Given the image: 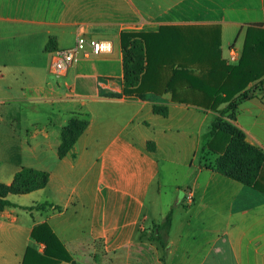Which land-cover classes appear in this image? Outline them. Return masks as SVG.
I'll return each instance as SVG.
<instances>
[{"label":"crops","instance_id":"1","mask_svg":"<svg viewBox=\"0 0 264 264\" xmlns=\"http://www.w3.org/2000/svg\"><path fill=\"white\" fill-rule=\"evenodd\" d=\"M162 27L174 36L166 64L150 62L145 99L126 95L120 35ZM251 28L264 29V0H0V184L22 168L48 173L44 188L7 196L17 207L0 214V264H22L27 248L41 254L31 240L40 225L72 258L59 264H163L144 234L160 225L146 226L147 196L167 185L175 208L167 211L165 264H264V166L257 190L200 165L217 113L184 84L171 85L176 99L167 88L170 59L205 71L192 65L201 53L185 51L186 43H219L225 60L231 48L241 55ZM79 35L107 41L111 51L81 56L65 77H53L51 52ZM154 104L167 106V116ZM75 115L88 126L60 158L61 130ZM231 123L264 152V90L239 102ZM42 203L60 209H22Z\"/></svg>","mask_w":264,"mask_h":264},{"label":"trees","instance_id":"2","mask_svg":"<svg viewBox=\"0 0 264 264\" xmlns=\"http://www.w3.org/2000/svg\"><path fill=\"white\" fill-rule=\"evenodd\" d=\"M172 34L162 27L156 33H122L120 45L123 54V85L128 96L145 99L142 92L146 90L145 82L150 62L165 65L168 54L173 50ZM177 43V42H176ZM177 43V51L184 45ZM219 43L198 42L185 51H198L200 56L192 57V65H205L201 68L190 69L186 59L176 57L170 59L168 89L172 99H176V91L172 84L182 83L190 95L199 99L203 107L215 111L217 115L210 123L207 141L199 150V164L218 172L245 186L260 190L258 186L261 170L264 166V152L245 142L242 130L231 121L239 102L247 98L246 88L264 76V29H249L247 37L236 64H226L221 60L217 51ZM208 52L206 56L203 53ZM152 80L155 85L159 81ZM161 83V81H160ZM167 88L164 91L168 90ZM146 90V91H145ZM153 112L163 117L167 116V106L153 105ZM88 126L86 118L73 116L62 128L58 156L62 158L74 146L78 138ZM147 149L154 151V144L147 143ZM210 156V157H209ZM209 157V158H208ZM48 182V173L28 168L19 170L10 185L0 184V213L5 208L17 206L7 200L9 194L24 195L44 188ZM46 208L59 210L49 203L35 204L23 207L28 212L40 211ZM171 223V211L167 213L162 223L150 231L146 237L158 245L161 250V262L165 264L164 252L167 243V232ZM31 240L42 244L43 251L38 254L34 249L27 248L22 264H59L71 263L72 258L54 233L45 225L34 228Z\"/></svg>","mask_w":264,"mask_h":264},{"label":"built area","instance_id":"3","mask_svg":"<svg viewBox=\"0 0 264 264\" xmlns=\"http://www.w3.org/2000/svg\"><path fill=\"white\" fill-rule=\"evenodd\" d=\"M111 51V45L107 41L88 39L83 35L76 38L75 44L68 49H57L51 52L50 74L55 78L65 77L67 72L79 62L81 56L107 54ZM240 55L234 48L229 49L227 61L236 64ZM188 203L191 202L190 194L185 196Z\"/></svg>","mask_w":264,"mask_h":264},{"label":"rangeland","instance_id":"4","mask_svg":"<svg viewBox=\"0 0 264 264\" xmlns=\"http://www.w3.org/2000/svg\"><path fill=\"white\" fill-rule=\"evenodd\" d=\"M187 45H194V43H186ZM190 47V46H189ZM224 61L226 64H229L227 61V58ZM261 90H264V76L257 80L256 82L249 85L246 90L245 94L248 97H253L257 93H259ZM174 186H165V188H162V191L160 194L156 192V187L152 188V190L149 192L147 199H146V206L148 209V214L150 216V220L146 222V226H151V223L155 224H161L164 218V215L167 213L169 209H174L175 201L172 199L173 195V188ZM180 190H184L185 186H182L179 188ZM1 214V213H0Z\"/></svg>","mask_w":264,"mask_h":264}]
</instances>
